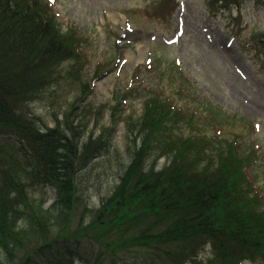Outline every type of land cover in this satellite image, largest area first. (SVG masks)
<instances>
[{
    "label": "trees",
    "instance_id": "1",
    "mask_svg": "<svg viewBox=\"0 0 264 264\" xmlns=\"http://www.w3.org/2000/svg\"><path fill=\"white\" fill-rule=\"evenodd\" d=\"M172 1L143 9L161 17ZM207 2L214 9L238 0ZM85 44L77 27L58 26L49 0H0V264H264V203L247 172L256 149L207 135L210 124L228 123L217 112L199 122L190 109L185 133L178 123L187 109L160 90L142 101L143 135L115 185L90 202L80 171L108 138L81 143L66 118L62 127L55 115L49 126L29 108L63 77L80 80ZM65 61L72 63L62 75ZM134 93L128 86L115 100ZM81 247L97 249L94 262Z\"/></svg>",
    "mask_w": 264,
    "mask_h": 264
},
{
    "label": "rangeland",
    "instance_id": "2",
    "mask_svg": "<svg viewBox=\"0 0 264 264\" xmlns=\"http://www.w3.org/2000/svg\"><path fill=\"white\" fill-rule=\"evenodd\" d=\"M49 1L58 26L77 27L87 41L80 80L88 82V91L69 109L82 82L67 75L29 108L49 126L55 115L62 127L66 118L82 134L81 143L90 135L108 138L80 171L91 203L97 205L115 185L121 163L143 135L138 125L142 101L158 90L187 109L178 123L185 133L191 132V110L199 122L198 115L211 119L217 112L228 123L221 121L216 128L210 124L203 130L207 135L237 137L256 149V161L247 172L264 203V0H238L228 7L218 3L214 9L207 0H173L170 8L162 6L161 17L143 9L161 0ZM71 63L63 62L62 75ZM134 71L138 74L132 81ZM128 86L140 93L117 102L116 94ZM165 161L155 158L154 163ZM48 191L51 201L54 192ZM81 252L95 261L97 249L81 247ZM203 255L210 256L209 251Z\"/></svg>",
    "mask_w": 264,
    "mask_h": 264
}]
</instances>
